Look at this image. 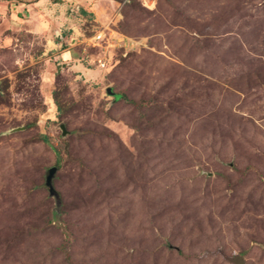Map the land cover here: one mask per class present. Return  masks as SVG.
<instances>
[{
    "label": "rangeland",
    "instance_id": "obj_1",
    "mask_svg": "<svg viewBox=\"0 0 264 264\" xmlns=\"http://www.w3.org/2000/svg\"><path fill=\"white\" fill-rule=\"evenodd\" d=\"M14 2L0 264H264V0H70L65 26Z\"/></svg>",
    "mask_w": 264,
    "mask_h": 264
},
{
    "label": "crops",
    "instance_id": "obj_2",
    "mask_svg": "<svg viewBox=\"0 0 264 264\" xmlns=\"http://www.w3.org/2000/svg\"><path fill=\"white\" fill-rule=\"evenodd\" d=\"M13 1L17 2V3L14 2L16 6V13H15L16 16L21 10L28 12L29 9L32 8L31 10H34V14L42 16L46 20H49L48 18H46V16L50 13L52 19H55L56 21H58V23L62 26H65L66 24H68L67 21L70 20L68 19L69 17V11L67 10L68 8L65 7V6L70 5L69 3L70 0H13ZM54 13H56L57 16H55ZM27 20L29 19H25V21ZM58 33L60 34V36L57 37L58 39L63 40L66 37V34H63V32L58 31L57 34ZM136 41H137L136 43L137 46H135V48L133 49L139 50L140 48L145 46L146 40H144L143 38H138L136 39ZM64 53H65V56H64ZM62 55L64 57H67L66 51H63Z\"/></svg>",
    "mask_w": 264,
    "mask_h": 264
},
{
    "label": "built area",
    "instance_id": "obj_3",
    "mask_svg": "<svg viewBox=\"0 0 264 264\" xmlns=\"http://www.w3.org/2000/svg\"><path fill=\"white\" fill-rule=\"evenodd\" d=\"M113 35L112 33H106L104 32V30H97L95 31L91 36L86 37L83 41L86 43V45L88 46H103V47H116L117 44L114 43V39H112ZM110 39L113 41V43L111 44ZM128 39V38H126ZM134 40V43H132ZM133 40H125L124 42V46L125 48L129 47V48H135L136 43V39L133 38Z\"/></svg>",
    "mask_w": 264,
    "mask_h": 264
},
{
    "label": "water",
    "instance_id": "obj_4",
    "mask_svg": "<svg viewBox=\"0 0 264 264\" xmlns=\"http://www.w3.org/2000/svg\"><path fill=\"white\" fill-rule=\"evenodd\" d=\"M107 92L109 94L112 93V91H111V89L109 87L107 88ZM60 128L62 130V135H65L67 132H66V130L64 128V124H60ZM16 129L19 130L20 128H16ZM53 172H54V169H50V170L47 171L46 176H45V184L49 188L51 193L53 192V187H52V184H51V177L53 175Z\"/></svg>",
    "mask_w": 264,
    "mask_h": 264
},
{
    "label": "trees",
    "instance_id": "obj_5",
    "mask_svg": "<svg viewBox=\"0 0 264 264\" xmlns=\"http://www.w3.org/2000/svg\"><path fill=\"white\" fill-rule=\"evenodd\" d=\"M117 1H124V0H117ZM134 39H138L137 37H134ZM65 47H67V46H65ZM71 47H73V46H71ZM71 47H69V48H71ZM112 91V90H111ZM111 94H114V101H118L119 99H121V100H124V101H126V102H128V103H134V100H131V99H128V97L125 95V94H123V93H120V92H117V93H114L113 91H112V93ZM136 104H138V103H136ZM57 108L58 109H60V107H59V105L57 106ZM42 139L44 140V141H47V137L46 136H42ZM49 190V189H48ZM49 193H50V190H49ZM65 252V251H64Z\"/></svg>",
    "mask_w": 264,
    "mask_h": 264
}]
</instances>
